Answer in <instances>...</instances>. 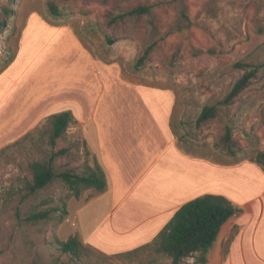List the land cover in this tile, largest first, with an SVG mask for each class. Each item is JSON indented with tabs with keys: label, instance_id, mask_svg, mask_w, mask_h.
Instances as JSON below:
<instances>
[{
	"label": "rangeland",
	"instance_id": "1",
	"mask_svg": "<svg viewBox=\"0 0 264 264\" xmlns=\"http://www.w3.org/2000/svg\"><path fill=\"white\" fill-rule=\"evenodd\" d=\"M184 4L189 24L176 30L180 0H0V264L171 263L150 247L113 249L110 255L85 244L78 256L60 251V242L78 228L71 225L74 209L94 190L81 187L75 196L56 178L30 193L29 165L62 148L66 152L53 161L56 171L84 174L95 159L77 120L50 145L52 108L60 106L75 119L77 105L94 140L104 113L167 110L168 102L148 93L151 88L166 95L167 88L175 97V144L184 152L236 164L254 162L264 150V73L230 103H219L243 73L237 62L264 65V0ZM144 5L149 12L108 23L109 13ZM212 104L216 116L198 125L199 112ZM226 127L233 155L221 142ZM40 211L49 214L27 220ZM180 264H194V258Z\"/></svg>",
	"mask_w": 264,
	"mask_h": 264
},
{
	"label": "crops",
	"instance_id": "2",
	"mask_svg": "<svg viewBox=\"0 0 264 264\" xmlns=\"http://www.w3.org/2000/svg\"><path fill=\"white\" fill-rule=\"evenodd\" d=\"M150 91L153 99L168 102L167 110L104 113L94 140L79 107L72 106L74 121L84 127L85 145L106 180L102 191L87 196L69 214L71 225L78 226L74 234L104 254L133 249L152 242L183 203L218 194L242 212L221 226L205 264H264V169L249 160L221 163L184 152L175 144L171 126L174 94L167 88L166 95ZM63 110L57 106L50 112Z\"/></svg>",
	"mask_w": 264,
	"mask_h": 264
},
{
	"label": "trees",
	"instance_id": "3",
	"mask_svg": "<svg viewBox=\"0 0 264 264\" xmlns=\"http://www.w3.org/2000/svg\"><path fill=\"white\" fill-rule=\"evenodd\" d=\"M52 4L50 3L54 10L53 13L58 14L56 7ZM149 10V6L144 5L136 6L129 11L117 14L109 13L108 23H115L127 15H140L149 12ZM188 24L187 8L184 0H180V15L175 20V27L173 28L180 30ZM149 48L144 50L137 64H141L147 58ZM235 65L242 69L243 73L231 85L224 98L219 101L221 104L230 103L253 80L264 73V65L262 63L239 61ZM217 111V104L203 106L196 118V123L199 125L215 117ZM47 119L51 123L49 143L54 146L56 139L63 135L74 119L70 112L66 110L53 113ZM18 142L20 141H15V143ZM221 142L229 154L233 155L236 147L231 138L229 127L225 128L221 136ZM65 152V148L51 151L47 160L30 163L29 169L32 179L27 185L30 193L45 187L56 178L61 179L74 192L75 196L79 195L81 187L93 189L94 192H100L106 187L104 173L95 161L94 165L89 166L84 174L75 173L70 169L56 171L53 167V161L57 156L63 155ZM254 162L261 167L264 166V150L257 153ZM241 212L242 208L240 206L222 195L203 194L179 206L150 244L139 246L129 253L150 247L154 252L168 257L170 264H180L186 258H194V264H205L207 260L206 254L216 240L221 226L229 218ZM48 214L49 212L47 211L33 212L27 217V220L37 221L46 218ZM86 250L87 248L77 234L70 235L66 240L60 242V251L63 253L78 256Z\"/></svg>",
	"mask_w": 264,
	"mask_h": 264
}]
</instances>
